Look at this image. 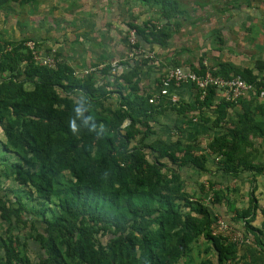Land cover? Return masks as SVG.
I'll list each match as a JSON object with an SVG mask.
<instances>
[{
    "label": "trees",
    "instance_id": "1",
    "mask_svg": "<svg viewBox=\"0 0 264 264\" xmlns=\"http://www.w3.org/2000/svg\"><path fill=\"white\" fill-rule=\"evenodd\" d=\"M155 1L167 23L181 13L176 0ZM14 2L38 0H0V18ZM130 25L138 35L135 47H166L172 34L169 23ZM27 40L33 39L0 40V229L8 224L0 233V264H34L27 242L15 232L21 224L31 227L41 245L39 264H119L132 254L137 264H188L201 238L211 256L199 264H264V233L254 225L257 211L264 215L255 194L264 162L256 163L248 151L253 136H264L258 118L264 107L257 98L235 103L211 87L204 100L197 93L198 109L165 99L156 104L142 85L143 70L155 61L121 59V68L107 65L81 77L64 59L55 67L40 64ZM170 65L207 69L202 60ZM215 66L210 68L216 75L264 84V75L249 67L228 61ZM237 105L242 112L234 110ZM196 109L205 122L211 116L204 111L215 115L219 134L208 142L211 154L196 153L198 142L176 129V135H158L160 116H188ZM211 160L215 168L208 166ZM185 169L204 177L202 192L209 187L212 205L249 243L214 234L217 218L203 197L185 187ZM242 173L251 177L247 207L231 200L229 183ZM213 177L225 187L216 188L222 180ZM60 178L66 185L58 186Z\"/></svg>",
    "mask_w": 264,
    "mask_h": 264
},
{
    "label": "rangeland",
    "instance_id": "2",
    "mask_svg": "<svg viewBox=\"0 0 264 264\" xmlns=\"http://www.w3.org/2000/svg\"><path fill=\"white\" fill-rule=\"evenodd\" d=\"M176 2L181 13L168 22L172 34L168 39V45L161 49L162 52L167 50L173 62L175 60L180 62L181 59L185 65L192 63L197 66L202 60L211 65L215 58L217 60L234 58L235 50L240 48L245 49L248 54L249 14L253 13L254 9L257 10L255 5L261 6L260 10L263 12L264 0H176ZM145 22L168 24L161 15L159 2L155 0H38L37 4L14 2L5 9L0 18V40L10 43L33 39L40 42L46 50L54 46L61 59L66 60L73 69H82L106 61L128 59L132 49L129 43L130 24L143 25ZM247 54L241 57L242 63L246 62ZM160 56V50L159 53L157 50V57ZM152 70L147 67L144 74L148 75ZM190 116L187 119L192 122L194 116ZM258 118L264 122V115L259 114ZM168 129L166 134H170ZM162 136L165 134L162 133ZM248 151L256 163L264 162V136H253L252 146ZM208 166L215 168L216 165L211 160ZM183 178L185 187L203 197V201L211 206L216 218L223 216V209L212 205L209 187L206 186L202 192L201 182L204 179L202 175L185 169ZM213 178L222 180L216 184V188L225 187L222 178ZM250 180L248 177L247 180L237 179L229 183L231 200L238 207L249 205ZM258 180L260 184L255 194L260 206L264 207V174L259 175ZM64 185L66 180L60 178L58 186ZM256 214L254 224H261L264 215L260 210ZM233 215L234 213L227 214L228 217ZM1 224L0 233L5 235L8 224L5 222ZM15 232H19L22 240L27 242L26 252L31 260L34 264H39L43 250L32 237L34 231L31 227L21 224L20 227H15ZM205 245L202 238L194 245L191 255L187 258L188 264H199L202 259L211 256L210 253L203 252ZM244 249L245 247L242 248L241 254ZM119 264H137V257L134 254L129 255Z\"/></svg>",
    "mask_w": 264,
    "mask_h": 264
},
{
    "label": "built area",
    "instance_id": "3",
    "mask_svg": "<svg viewBox=\"0 0 264 264\" xmlns=\"http://www.w3.org/2000/svg\"><path fill=\"white\" fill-rule=\"evenodd\" d=\"M129 40L132 46L129 53V59H131V61L138 60V62H142L143 60H157V51L155 48L143 45L135 47L138 43L136 29L133 28L129 30ZM24 45L32 51L34 58L42 65L55 67L57 63L61 61V57L57 56V51L54 48L47 51L43 46L37 45L34 40H27ZM204 64L207 69L203 73L179 65L170 66L161 76L159 87L151 98V101L158 104L162 99H165L168 103L178 104L181 101V96L176 93V91L183 86L189 85L198 91L200 100H204L208 95L209 89L215 87L218 91V95L222 99L237 103L241 99L257 98L264 107V84L257 85L255 83H250L240 75H230L226 77L216 75L206 61H204ZM107 65H110L114 70L122 67L119 61H106L95 66L75 69V75L85 77L92 72L102 70ZM203 152L212 153L208 147L207 141L198 144L196 153L200 154ZM218 159L219 157L216 160ZM212 230L214 234H222L231 241L237 243L250 242L249 238H247L242 231L234 228L223 216L217 217L212 225Z\"/></svg>",
    "mask_w": 264,
    "mask_h": 264
},
{
    "label": "crops",
    "instance_id": "4",
    "mask_svg": "<svg viewBox=\"0 0 264 264\" xmlns=\"http://www.w3.org/2000/svg\"><path fill=\"white\" fill-rule=\"evenodd\" d=\"M260 7L255 5V8H257V10L254 9V12L249 14L250 34H249V40H248L249 42L248 43L249 44L248 54L245 52L246 51L245 49L243 50V48H240L239 50H235L234 58H230V57H227L225 59L219 58V60L215 58L214 59L215 62H213L211 65L217 66L219 62L228 61V62H231L233 65L239 66L240 68L249 67L253 69L254 73L264 75V69H261L264 66V11L262 12L260 10L261 9ZM154 46H155V50L156 51L158 50V53L160 50L161 56L157 58V60L154 62V66L152 68L153 70L148 75L144 74V70H143L144 80L142 82L143 83L142 85L144 86V88H146L147 90H150L153 94L156 93L159 87L158 80L161 78L163 73L170 66H172L170 64L174 63L172 61V57L168 55L167 50H164L163 52L161 51V49L164 47L157 45V44H154V45L151 44L148 47H154ZM48 48L49 49L54 48L58 52L57 48H55L54 46L53 47L50 46ZM245 53L247 54V58L245 59L246 62L242 63L243 60H241V57L246 56ZM176 61L177 60H175V62ZM179 61L180 62L178 63L184 64L181 59H179ZM176 93H178L181 96L180 102H184L185 104L193 108H197V109L199 108V104L197 101L198 91L194 87L186 85V86L179 88L176 91ZM197 109L195 113L191 112L190 114L194 116L192 122L189 121L190 119H187L188 117H191L189 114H188L189 116L178 115L177 113H175V111H171L168 114H164L160 116L157 121L158 135L162 136V133H164L165 136L168 137L170 135H176L177 133H179V135L181 134L183 137H186L185 139L193 140V141L196 140L198 142L197 147L200 142L201 143L202 142L204 143L206 141L209 142L213 138L214 135L219 134L218 128L214 127L215 125L213 124L215 115L213 114L211 109H207L206 111H204L203 114L206 115V117L211 116V120L209 122H205L204 120L200 118L197 112L198 111ZM234 110L236 112H242V107L240 105H237ZM186 121H188V124H186ZM177 127H180L182 132H179V129H177ZM167 128L170 129V134H166ZM174 129H176L178 132L176 133ZM162 130H164V132ZM241 175L242 176H240L239 178H235L233 180L234 181L237 179L247 180L248 177H250L248 173H242ZM258 184H260L259 180H258ZM254 225L262 229L264 233V224H254ZM253 246H256V245L253 244ZM243 253L244 251L242 252V254Z\"/></svg>",
    "mask_w": 264,
    "mask_h": 264
}]
</instances>
